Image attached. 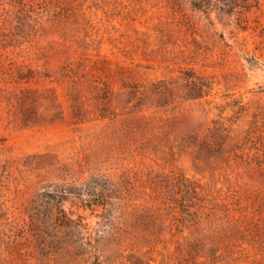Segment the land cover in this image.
<instances>
[{"label": "rangeland", "instance_id": "1", "mask_svg": "<svg viewBox=\"0 0 264 264\" xmlns=\"http://www.w3.org/2000/svg\"><path fill=\"white\" fill-rule=\"evenodd\" d=\"M243 1L0 0V264H264V0Z\"/></svg>", "mask_w": 264, "mask_h": 264}, {"label": "trees", "instance_id": "2", "mask_svg": "<svg viewBox=\"0 0 264 264\" xmlns=\"http://www.w3.org/2000/svg\"><path fill=\"white\" fill-rule=\"evenodd\" d=\"M191 5L196 8V9H199V10H203L205 12H208L209 9H211L212 7L220 4V3H223V4H227L228 1H231V2H236L237 3V0H188ZM251 1L252 0H244V4L242 5L243 8H248L251 6ZM118 191V189L116 188H113L112 189V192H116ZM55 193L56 197H60L62 198L61 196V193L63 192H67L66 189L64 190H56V191H46L45 193L46 194H51V193ZM120 199L121 196H120ZM104 202H102L103 204ZM121 205V203L119 204ZM123 207V206H122ZM123 209V208H121ZM126 211L124 210H119V211H116V212H111L110 213V216H109V220L111 223H119L120 220L123 218V216L125 215ZM183 216H185V218H187V220H193L192 219V214L189 212V211H184L183 212ZM81 216V215H80ZM50 217H51V221L54 220V219H58L59 220V223L60 224H64L66 227H71V226H76V227H83L84 228V225L80 222H77L71 215V212H68L66 211L65 209H60V210H54L52 209L50 211ZM82 217V216H81ZM198 222V221H197ZM79 225H78V224ZM80 242L82 243H87L89 241H85L84 237H80L79 238ZM51 241V238H49L48 236L45 237V240H44V244L46 245L47 243H49ZM74 241V239L72 237H70L68 234H66L64 237H61L60 235H56V242L58 243H62V244H70V242Z\"/></svg>", "mask_w": 264, "mask_h": 264}]
</instances>
